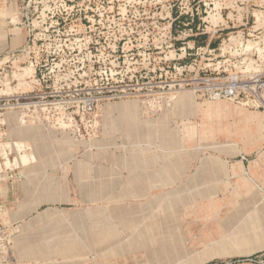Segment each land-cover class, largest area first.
Masks as SVG:
<instances>
[{"label":"rangeland","instance_id":"1","mask_svg":"<svg viewBox=\"0 0 264 264\" xmlns=\"http://www.w3.org/2000/svg\"><path fill=\"white\" fill-rule=\"evenodd\" d=\"M0 264H264V0H0Z\"/></svg>","mask_w":264,"mask_h":264},{"label":"built area","instance_id":"2","mask_svg":"<svg viewBox=\"0 0 264 264\" xmlns=\"http://www.w3.org/2000/svg\"><path fill=\"white\" fill-rule=\"evenodd\" d=\"M235 88H236V83H232V85H229V86L224 90V92H225V94H227V95H231V94L234 92Z\"/></svg>","mask_w":264,"mask_h":264}]
</instances>
